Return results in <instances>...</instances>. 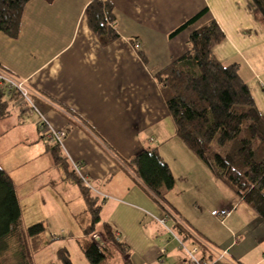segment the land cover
I'll use <instances>...</instances> for the list:
<instances>
[{
    "label": "crops",
    "instance_id": "obj_1",
    "mask_svg": "<svg viewBox=\"0 0 264 264\" xmlns=\"http://www.w3.org/2000/svg\"><path fill=\"white\" fill-rule=\"evenodd\" d=\"M91 1H27L17 36L0 32V84L4 73L23 80L30 94L49 106L42 113L50 127L65 130L59 145L62 156L70 166L81 163L78 174L98 187L93 195L109 196L98 204V223H107L125 245L124 260L189 264L180 239L186 248H198L196 256L204 264H264V220L243 206L233 189L177 137L154 78L187 51L193 30L214 20L224 36L211 52L223 66H239L264 121L263 16L251 0H108L118 37L104 45L87 24L85 10ZM203 9L194 22L171 35ZM13 109L18 118L10 121L12 125L25 123L21 116L27 114ZM4 121L0 120L3 143ZM149 147L156 149L175 178L165 194L172 214L166 226L157 220L165 211L125 166ZM186 183L201 194L188 192ZM217 187L224 198L215 203ZM189 195L201 206L195 221L181 214ZM238 201L235 212L222 220L210 214ZM209 221L225 232H215ZM93 233L104 239L102 232ZM213 244L221 252H214Z\"/></svg>",
    "mask_w": 264,
    "mask_h": 264
},
{
    "label": "trees",
    "instance_id": "obj_2",
    "mask_svg": "<svg viewBox=\"0 0 264 264\" xmlns=\"http://www.w3.org/2000/svg\"><path fill=\"white\" fill-rule=\"evenodd\" d=\"M27 1L0 0V32L17 36ZM251 2L264 18V0ZM204 12L205 9L199 11L171 35ZM85 14L88 27L102 44L107 45L118 37L108 0H92ZM223 36L214 20L193 30L187 51L156 72L154 78L174 122L177 137L215 177L233 189L239 200L247 203L264 220V121L248 86L239 75V66L236 63L223 66L211 52V46ZM139 55L144 61L141 51ZM18 97L17 89L0 84V120L10 115L9 104L15 108ZM30 98L41 112L49 108L37 97L30 94ZM20 109L17 110L33 116ZM48 139L55 142L50 146L53 161L76 180L87 203H91L90 199L97 202L98 197L62 156L60 144L53 138ZM125 166L170 217L165 194L174 186L175 178L156 149H141L126 161ZM89 208L93 214L91 225L85 230L89 237L81 238L82 250L89 263L131 264L127 258L123 259L125 245L116 239L107 223L102 225L104 242L101 245L90 238L99 222V205ZM44 231L41 221L23 226L14 180L0 165V264H36V254L48 243L42 239ZM57 253L62 263L53 261L49 264H73L65 248Z\"/></svg>",
    "mask_w": 264,
    "mask_h": 264
},
{
    "label": "rangeland",
    "instance_id": "obj_3",
    "mask_svg": "<svg viewBox=\"0 0 264 264\" xmlns=\"http://www.w3.org/2000/svg\"><path fill=\"white\" fill-rule=\"evenodd\" d=\"M9 110L11 111L10 115L3 119L7 120L4 121L7 123H3V127L6 129L2 128V139L5 138V141L4 143L0 141V165L14 179L21 204L23 226L27 227L39 221L44 223L45 231L42 239L48 243L36 254V264H49L53 261L62 263L57 255L61 248L68 251L73 264H90L83 253L81 238L89 237L85 233L93 218L89 207L95 208L106 194H98L97 202L90 199L91 203H87L76 180L65 174L63 168L53 161L50 146L55 142L43 137L38 132L37 115H19L25 123L15 126L10 121L14 117H18L11 103ZM193 184L198 186L200 182L195 179ZM92 187L95 190L98 188L95 184H92ZM184 189H189L187 191L190 193L201 194L199 188L189 187L187 183L184 185ZM215 192L218 194L221 189L219 190L217 187ZM191 198L189 195L183 201L181 214L185 220L195 221V214L198 209H201V206L191 202ZM223 198L218 194L215 203L220 202ZM235 204L236 208L233 212L237 209L239 201ZM243 206L251 208L245 202ZM209 222L215 232L219 234L225 232L218 223ZM95 227L98 233L103 231L100 223L95 224ZM90 238L94 239L92 235ZM213 245L215 246L214 252H221L222 249L218 247V244ZM119 257L117 256V258Z\"/></svg>",
    "mask_w": 264,
    "mask_h": 264
},
{
    "label": "built area",
    "instance_id": "obj_4",
    "mask_svg": "<svg viewBox=\"0 0 264 264\" xmlns=\"http://www.w3.org/2000/svg\"><path fill=\"white\" fill-rule=\"evenodd\" d=\"M1 79H2L1 84H3L9 89H17V91L19 92V97L14 104L16 110L21 108V109L26 110L27 113L30 115H33V114L37 115L38 117L37 125H38L40 132L44 136L48 138H53L54 140L57 141L58 144H61L65 136V131L63 129L57 130V129H53L52 127H50L47 119L45 118V115L36 107L34 102L31 100L30 91L28 87L25 85V82L23 80L18 81L8 76L5 73L1 76ZM80 166H81L80 162L72 163L73 169L78 173H79ZM80 176L82 180L85 182L87 187H89L94 192H98L97 190L94 189V187L89 185L85 176H82V175ZM103 198H107V196L104 195ZM235 208H236V204H234L231 207H218V208L210 210V214L222 220L228 217L234 211ZM168 218H169V215L167 213H163L159 218H157V220L159 224L166 226V221L168 220ZM167 230L170 231L173 234V236L177 238L174 232H172L169 228H167ZM92 236L94 238L93 240H95V242L98 245H101L104 242V239L99 234L93 233ZM178 242H179L180 249H182L185 252L187 261L189 262V264H204L202 260H200L196 256V252L198 248L194 247V248L189 249V248H186L182 240L178 239Z\"/></svg>",
    "mask_w": 264,
    "mask_h": 264
}]
</instances>
